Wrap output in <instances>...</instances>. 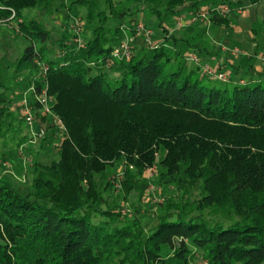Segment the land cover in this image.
Instances as JSON below:
<instances>
[{
	"label": "trees",
	"instance_id": "trees-1",
	"mask_svg": "<svg viewBox=\"0 0 264 264\" xmlns=\"http://www.w3.org/2000/svg\"><path fill=\"white\" fill-rule=\"evenodd\" d=\"M187 1L0 0V20L14 13L25 42L15 61L0 63V139L19 133L8 107L24 74L36 77L22 90L33 84L39 92L45 81L65 129L57 159L31 161L26 194L0 178V264H264V87L211 82L187 65L184 54L199 56L197 43L164 27ZM191 1L194 11L206 7L214 27L230 24L222 7H242V0ZM75 8L84 15L70 34L82 46L65 35L54 40L43 22ZM143 12L162 28L161 41L136 47L127 63L114 59L137 32L118 18ZM258 32L264 25L252 28ZM54 46L60 54L49 59ZM153 163L158 185L173 191L146 231L137 208L125 214L108 204L97 178L123 167L121 200H139Z\"/></svg>",
	"mask_w": 264,
	"mask_h": 264
},
{
	"label": "rangeland",
	"instance_id": "rangeland-1",
	"mask_svg": "<svg viewBox=\"0 0 264 264\" xmlns=\"http://www.w3.org/2000/svg\"><path fill=\"white\" fill-rule=\"evenodd\" d=\"M188 2L191 3L193 1L189 0ZM242 3L248 5V0H242ZM251 9L252 8L247 10L249 15L252 14L254 8L252 10ZM202 10L204 9L200 8L199 10H196L191 18L182 16L184 11L180 10L181 12L178 11L169 23L164 24L167 31L172 32V35L177 39L184 40L191 44L197 43L198 48H196L195 51H197L196 53L199 52V56H197V54H193L191 50L184 54L185 62L188 61L186 62L187 65L189 67H199L197 74L198 76H203L204 78L206 77L204 75V68L212 69L216 74L220 73L223 75V78L225 77V81L211 77L209 78L211 82L220 84L230 82L244 84L259 81L260 78L256 74H252L247 77L246 74L243 75L242 72H240L241 70L248 71L253 68L251 59H247V55L243 56L244 53L240 50L234 51L236 50L234 47H224L222 50L223 46H219V48H217V52H214L210 39L213 36L215 28L205 20L199 18L195 19V16ZM29 14L30 12H25V17ZM83 15V10L75 8L71 12H57L54 16V20L49 16L43 19V22L48 29H54L52 32L54 40L59 39L60 35H65L66 39H69V41L82 46L80 39H77L78 37L74 38L70 33L76 34L78 32V27L82 22ZM230 17L233 20H240L241 18L235 11L231 12ZM131 19H134L133 22H131ZM118 21H120L124 26H130V24H140L144 28L146 27L151 32V41L156 44H158L163 37L162 28L158 27L156 19L149 16L147 12H143L139 16L119 17ZM244 22L245 21L242 23L243 26ZM133 35V42L131 43V46H129V59L131 54L135 52L136 47H139L140 45L146 46L144 36L142 34L134 32ZM197 35H200L199 39H193ZM24 47L25 42L23 38L18 35L12 27H0V63H12L21 55ZM58 54H60V50L57 46H54L48 57L49 59H56ZM245 54L247 53L245 52ZM219 55H221L222 58L227 59V62L223 59L224 61L221 64H217V59H215V57ZM191 58H196V61L194 60L192 62ZM238 60L240 66H238ZM228 62L233 65L231 66ZM125 63H127V61ZM115 68L116 66L110 68L111 75H115ZM233 74L235 77L232 76ZM35 77L36 75L31 74H24L16 77L15 83H21V86L14 88L13 95L10 96L11 103L8 107V111L11 112L13 116L12 126L19 133L13 134L9 131L5 138L0 139V178L9 182L10 185L20 194H26L30 190L32 179L30 164L28 162H22V159L17 153V148L26 144L29 136L27 126L21 116L22 108L20 106V102L22 101V94L25 91L21 88L26 84L28 79ZM260 85L264 87V81L261 82ZM49 124L50 121L46 122L39 117H35L33 131L36 132L37 129L39 130L43 128L46 130L47 136L45 135V141L44 139L42 141L37 139L34 144L27 145L25 149V155L26 157L28 156L27 159L32 161L36 157L41 163H49L50 161L58 158V146L63 137L60 133H58L57 127L53 128L54 131L47 129ZM48 135L50 136L49 138ZM156 170L157 166L154 163L152 165H147L144 168L143 178L146 182V187L143 195L139 200L133 195L130 197L128 202L121 200L123 167L117 166L116 168H109L105 176H99L97 178L98 182L101 183L102 187L105 189V194L108 196V204L123 206V212L125 214H129V211L133 210L131 207L137 208L140 212L139 216L141 218L142 225L146 231L155 225L159 218L156 205L162 202V198L165 195L168 196L173 191L172 187L163 188L158 185L155 174ZM213 222L215 221H211L210 224ZM195 263L196 261H193V264Z\"/></svg>",
	"mask_w": 264,
	"mask_h": 264
},
{
	"label": "built area",
	"instance_id": "built-area-1",
	"mask_svg": "<svg viewBox=\"0 0 264 264\" xmlns=\"http://www.w3.org/2000/svg\"><path fill=\"white\" fill-rule=\"evenodd\" d=\"M229 12L230 11L227 6L222 7L218 11V13L220 14H228ZM208 15H209V11L204 10L198 13L195 16V19L199 18V19H202L208 22L207 21ZM18 22H20V20L16 19L14 13H12L9 19L0 20V27L9 26L16 30ZM136 28H137V32L144 36V42L146 43V45L152 46L153 42L150 39L151 32L145 29L140 24H138ZM132 42H133L132 37H128V36L125 37V39L121 42V44L113 50L112 57L117 60L128 61L129 56H130L129 46ZM194 60L196 61V58H191V61H194ZM39 68H40V74H41L40 77L44 79L46 71H47V67H45L44 65H39ZM203 70H204V74L209 75L215 79L218 78L219 80L225 81V77L223 78L222 74L220 73L216 74L215 71H213L212 69H208V68H204ZM46 88H47V85L45 81L43 82L42 88L40 89L39 92H36L34 85L31 84L30 87L27 88L22 94V101L20 102V106L22 108L21 116L27 126V129L29 131L28 132L29 136H28V140L26 141V144L17 148V153H18V156L22 159V162L24 163L25 162H28L29 164L31 163V160L27 159L28 156L26 157L25 155V149L27 145L34 144L37 141V139L42 141L46 135V130H44L43 128L39 130L37 129L38 131L36 130V132L33 131V128H34L33 123L35 121V117L44 119V121L46 122L50 121V124L47 126V129H49L48 127L50 126L57 127L58 133H60L62 137L65 134V129L61 121L51 110L53 99L47 94ZM196 264H207V263L203 261H198L196 262Z\"/></svg>",
	"mask_w": 264,
	"mask_h": 264
},
{
	"label": "crops",
	"instance_id": "crops-1",
	"mask_svg": "<svg viewBox=\"0 0 264 264\" xmlns=\"http://www.w3.org/2000/svg\"><path fill=\"white\" fill-rule=\"evenodd\" d=\"M192 4L193 2L189 3L187 1V3L178 11H184L183 14L181 13L182 16L191 18L195 12L192 8ZM205 8L206 7H203L202 9ZM250 8H254L251 15H249L247 11ZM233 11L239 14L241 18L240 20H233L230 17L232 12L230 11V14L228 13V17L230 18V24L228 27H214L210 24L215 28L213 36L210 39L211 45H213L215 53L217 52V48H219V46H223L222 50L224 47H234L236 49L234 51L240 50L243 52V56L247 55V59H251L253 68L249 69L248 71L241 70L240 72H242L243 75L246 74L247 77L251 76L252 74H256L260 78L259 81L263 82L264 76L261 78L260 74L264 71V33L258 32L257 35L254 36L252 33V28H257L258 26L264 25V0L256 4H249L248 2V5H245L242 3L241 8L235 9ZM243 21H245L244 26L242 25ZM169 33L172 35V32ZM245 52L247 54H245ZM215 59H217V64H221L224 60L227 62V59L222 58L221 55L215 57ZM237 62L238 66H240L239 60ZM228 63L231 64V66L233 65L230 62ZM234 74L232 76H234Z\"/></svg>",
	"mask_w": 264,
	"mask_h": 264
}]
</instances>
